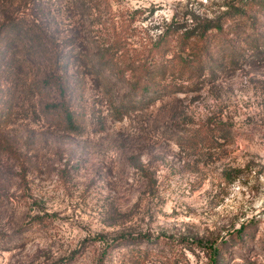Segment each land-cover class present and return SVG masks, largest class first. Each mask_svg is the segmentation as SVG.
<instances>
[{"label": "rangeland", "instance_id": "374dc122", "mask_svg": "<svg viewBox=\"0 0 264 264\" xmlns=\"http://www.w3.org/2000/svg\"><path fill=\"white\" fill-rule=\"evenodd\" d=\"M213 255L264 264V0H0V264Z\"/></svg>", "mask_w": 264, "mask_h": 264}, {"label": "trees", "instance_id": "16d2710c", "mask_svg": "<svg viewBox=\"0 0 264 264\" xmlns=\"http://www.w3.org/2000/svg\"><path fill=\"white\" fill-rule=\"evenodd\" d=\"M244 10H245L244 7L243 8L239 7V8H234V10L227 12V14L224 17L221 16V17H218L217 19L204 18V19H202V21H198V23L196 24L197 26H195V27L191 28V30H188L187 32H185L183 37L181 35V39L186 40V41L190 40L193 37L204 39L207 36V34L209 32H211L212 30H214V29H216L218 31H221L223 29V26H224V21H225L224 19H227L229 17L230 13H233L234 11L235 12H240V15H238V17L235 18V20H239L240 18L243 17ZM191 19H193V18H191ZM177 24L178 23H175V22L174 23L172 22L171 24H169V26L164 31V35L167 36L165 39H169L170 36H171V33L173 35L174 33L181 31V24H178V25ZM7 26H9L10 35H12V39L16 38L19 43L22 42L21 36L19 34V31H20L19 30V24H17V23H12V24H9V25L5 24L4 27H7ZM169 34H170V36H168ZM31 41L35 42L36 39L32 37V38H30V43H31ZM28 50H31V48L28 49ZM158 50H160V49L158 48ZM157 53H159V52L156 49L151 54V56L153 58H155V56H158ZM160 55H164L165 56L166 52L165 53L162 52ZM160 55L158 57H162ZM174 57L175 58H173V60H177V62H181V63L186 64V65L189 64L186 60L180 58V56H178L177 54H175ZM156 61L154 60L153 65L149 64L146 61L142 62L139 65L138 74H140V75H139L138 79L135 81V83L133 84V89L136 88V89H138L140 91L141 90H147V89L157 90L158 88L160 90L161 89L167 90V88L164 85L158 84V81H159V80H157V79H159L158 78V74L154 75V77H153L154 83L152 85H146V84H144V82H142L143 81L142 80V78H143L142 75L145 77L146 75H148V73L150 72L151 69H156L157 68V64H155ZM182 66H183L182 64L179 66L181 68H178V71L183 69ZM195 66H196V64H195ZM167 68H168V65L166 64L164 66V64H163V66L161 67V70H160L161 71L160 75H165V72L167 71ZM56 75H54V76L50 75L49 78H48V81L50 82L51 80H54V79L56 80L57 79L59 81V86L65 92L66 91L65 90L66 86H65L64 80L62 79L63 77L60 76V75H57V76ZM156 80H157V82H155ZM48 106L50 108H53V109H60L62 112H64V118L66 120L68 128L70 130H72V131H78V130H76V129L79 128V126L77 124V119H76L73 111L70 109L69 105L67 104V102L60 101V102H56V103H49ZM215 252H217V248L215 249ZM215 263H216V256L213 255L212 256V260H211V264H215Z\"/></svg>", "mask_w": 264, "mask_h": 264}]
</instances>
